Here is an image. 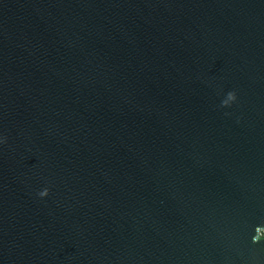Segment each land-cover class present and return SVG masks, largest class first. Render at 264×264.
<instances>
[{"label": "water", "instance_id": "obj_1", "mask_svg": "<svg viewBox=\"0 0 264 264\" xmlns=\"http://www.w3.org/2000/svg\"><path fill=\"white\" fill-rule=\"evenodd\" d=\"M0 264H264V0H0Z\"/></svg>", "mask_w": 264, "mask_h": 264}, {"label": "clouds", "instance_id": "obj_2", "mask_svg": "<svg viewBox=\"0 0 264 264\" xmlns=\"http://www.w3.org/2000/svg\"><path fill=\"white\" fill-rule=\"evenodd\" d=\"M235 99V93L234 92H229L228 94H227V99L226 100H224L222 103L223 104H228L229 103V101H232V100H234ZM47 192H48V189H44L41 193H40V195H47ZM259 239V236L257 235V236H255V237H253V240L254 241H256V240H258Z\"/></svg>", "mask_w": 264, "mask_h": 264}]
</instances>
